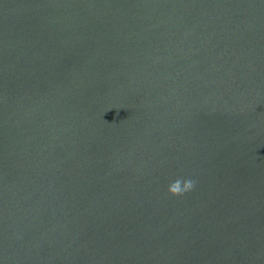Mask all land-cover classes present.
Listing matches in <instances>:
<instances>
[{
    "label": "water",
    "instance_id": "95a60500",
    "mask_svg": "<svg viewBox=\"0 0 264 264\" xmlns=\"http://www.w3.org/2000/svg\"><path fill=\"white\" fill-rule=\"evenodd\" d=\"M0 264H264V0H0Z\"/></svg>",
    "mask_w": 264,
    "mask_h": 264
},
{
    "label": "clouds",
    "instance_id": "9594fccd",
    "mask_svg": "<svg viewBox=\"0 0 264 264\" xmlns=\"http://www.w3.org/2000/svg\"><path fill=\"white\" fill-rule=\"evenodd\" d=\"M195 183L190 178L179 177L168 185V194L175 197L183 196L194 189Z\"/></svg>",
    "mask_w": 264,
    "mask_h": 264
}]
</instances>
